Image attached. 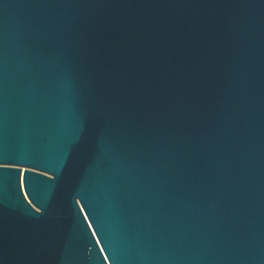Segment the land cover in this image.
<instances>
[{"label": "water", "instance_id": "95a60500", "mask_svg": "<svg viewBox=\"0 0 264 264\" xmlns=\"http://www.w3.org/2000/svg\"><path fill=\"white\" fill-rule=\"evenodd\" d=\"M0 264H264V0H0Z\"/></svg>", "mask_w": 264, "mask_h": 264}]
</instances>
